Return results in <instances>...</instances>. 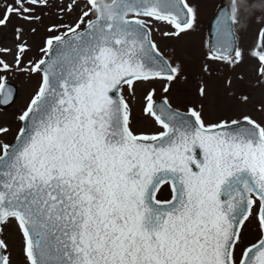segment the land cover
Here are the masks:
<instances>
[{"label":"snow or ice","instance_id":"obj_1","mask_svg":"<svg viewBox=\"0 0 264 264\" xmlns=\"http://www.w3.org/2000/svg\"><path fill=\"white\" fill-rule=\"evenodd\" d=\"M212 7L185 97L193 74L156 36L196 33L201 0H0V28L17 21L0 105L15 102L5 73L38 78L11 142L0 124V264H13L10 228L22 264H264V118L206 104L213 64L247 63L246 86L264 91V14L244 47L252 0ZM51 17L30 56L33 25ZM222 84L251 103L230 75Z\"/></svg>","mask_w":264,"mask_h":264},{"label":"rangeland","instance_id":"obj_2","mask_svg":"<svg viewBox=\"0 0 264 264\" xmlns=\"http://www.w3.org/2000/svg\"><path fill=\"white\" fill-rule=\"evenodd\" d=\"M110 0H105L109 2ZM220 0H201L202 11H201V20L200 27L196 33L191 34L188 37L183 38L180 41H166L162 40L159 35L156 36L157 42L160 43L161 48L169 55L175 56L184 61L188 70L193 75H190L189 81L185 84L180 85V88L183 90L180 95L187 96L188 90L192 89L194 84V77L199 73V66L201 60V40L207 39V30H208V21L209 17L213 11V3H219ZM223 2L230 4L231 0H223ZM252 3L255 7L252 9V16L247 22L246 30H241L237 28L240 37V43L244 47H248L253 44L255 40V33L259 27L258 20L261 18V15L264 14V0H252ZM73 17H66L67 19H72ZM57 22L55 17L46 18L43 24L33 25L37 27L38 34L36 36L28 35L30 43L33 45L32 53L29 55H34L37 52V45L40 43V38L45 34V27L50 23ZM15 19L9 23L7 28H0V47H12L13 46V25L16 24ZM11 60V57L7 58ZM213 74L212 77L206 78L209 84V100L206 104L210 105L212 108L222 111L224 114H235L237 111L243 110L252 113L256 116L257 119H261L259 113L254 110V105H259L261 101H264V91L261 90H251L246 85L248 81L252 78V72L248 64L242 65L241 67L235 69L234 72H227L222 65L212 66ZM220 68V71H215V69ZM230 75L234 81L237 91H249L252 97L251 103L247 106L238 105L235 99H230L225 95L222 80L224 75ZM243 74L245 75V84H240L236 80V76ZM8 80L15 81L18 85V92L15 99V102L12 103L6 109L0 108V124L8 123L12 129L7 137H4L7 141H12L16 131L21 126L18 121L14 119L15 115L18 114V111L21 107L26 105V102L31 95V92L36 86L37 77L31 79L16 74V73H5L4 74ZM139 106H137V111ZM143 122L137 121L136 127H142ZM167 196V191L164 193ZM6 238L8 239L10 245L12 246V259L13 264H22V259L20 256L19 249V237L16 235L15 230L10 228L5 233Z\"/></svg>","mask_w":264,"mask_h":264},{"label":"water","instance_id":"obj_3","mask_svg":"<svg viewBox=\"0 0 264 264\" xmlns=\"http://www.w3.org/2000/svg\"><path fill=\"white\" fill-rule=\"evenodd\" d=\"M109 5H113L114 6V0H112L110 3H108ZM12 89L15 90V87H11ZM2 106H7V105H2Z\"/></svg>","mask_w":264,"mask_h":264}]
</instances>
